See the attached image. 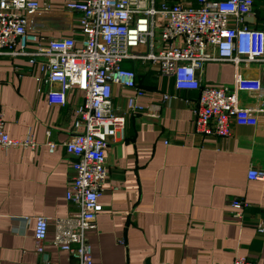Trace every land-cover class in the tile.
I'll use <instances>...</instances> for the list:
<instances>
[{"label": "crops", "instance_id": "1", "mask_svg": "<svg viewBox=\"0 0 264 264\" xmlns=\"http://www.w3.org/2000/svg\"><path fill=\"white\" fill-rule=\"evenodd\" d=\"M39 1L52 5L50 12L32 18L44 34L56 37L67 32L55 26L76 25V14L62 5L66 0ZM255 1L245 21L260 27L264 0ZM133 63L139 72L156 73L149 64ZM236 70L264 84L256 63L206 62L197 77L202 85L232 87ZM39 76L25 58L0 55L6 131L19 139L30 134L37 144L0 149V264L74 262L51 239L54 219L77 210L65 197L75 157L62 142L71 134L83 93L69 89L64 105H50L46 91L58 86ZM141 81L145 95L138 102L158 104V117L127 113L125 101L133 91L113 88V109L124 114L125 124L105 150L103 209L87 232L92 264H232L235 254L264 264V233L256 229L264 225V178H247L250 167L264 171V111L239 114L228 137L203 135L195 132L191 104L184 100H194L195 91L175 90L170 77L157 74ZM163 93L171 96L163 101ZM238 98L242 106L264 109V88ZM48 139L56 145L52 152ZM234 197L249 203L241 217L228 203ZM38 215L48 220L40 252L33 236Z\"/></svg>", "mask_w": 264, "mask_h": 264}, {"label": "built area", "instance_id": "2", "mask_svg": "<svg viewBox=\"0 0 264 264\" xmlns=\"http://www.w3.org/2000/svg\"><path fill=\"white\" fill-rule=\"evenodd\" d=\"M254 1L66 0L62 5L76 14V25L55 26L67 33L50 37L32 18L50 12L51 3L0 0V55L25 58L44 83L57 84L46 91L50 105H64L69 89L83 93V102L74 111L71 134L62 142L75 157L65 197L77 210L54 219L51 239L74 259L71 264H92L87 232L103 209L99 197L107 178L105 150L125 124L124 114L113 109V88L133 91L125 101L127 113L158 117V104L146 107L138 102L145 90L124 63L149 64L158 76L170 77L175 90L195 91L194 100L184 99L191 104L195 132L228 137L239 114L264 111L242 106L238 98L239 93L261 92L262 80L244 77L236 70L232 87L210 86L202 85L197 76L211 61H229L235 67L256 63L264 74V23L254 27L245 21L253 13ZM170 96L163 93L161 98L164 101ZM36 145L30 134L22 139L8 134L0 108V149H33ZM47 145L50 152L56 146L49 139ZM247 178L263 179L264 171L250 167ZM228 203L236 217L249 205L237 197ZM256 229L264 233L263 224ZM47 231V218L36 216L33 236L37 252L43 250ZM232 264L254 263L246 255L235 254Z\"/></svg>", "mask_w": 264, "mask_h": 264}, {"label": "trees", "instance_id": "3", "mask_svg": "<svg viewBox=\"0 0 264 264\" xmlns=\"http://www.w3.org/2000/svg\"><path fill=\"white\" fill-rule=\"evenodd\" d=\"M257 1H254V5L256 4L257 5ZM134 62H136V61H134ZM126 67H128V68H131V69H133V71L135 72V80H136V83L138 84V86L139 87H141V88H145L144 87V85H143V82L141 81V78L143 77V78H145V77H147L148 75L149 76H155V74H157V73H155L154 71H152V70H150V69H148L145 73H143V72H139V70H137V68H136V64L135 63H133L132 62V64L130 65V66H126ZM141 77V78H140Z\"/></svg>", "mask_w": 264, "mask_h": 264}, {"label": "rangeland", "instance_id": "4", "mask_svg": "<svg viewBox=\"0 0 264 264\" xmlns=\"http://www.w3.org/2000/svg\"><path fill=\"white\" fill-rule=\"evenodd\" d=\"M132 64V61H128V62H125L124 63V66L126 67V66H130Z\"/></svg>", "mask_w": 264, "mask_h": 264}]
</instances>
